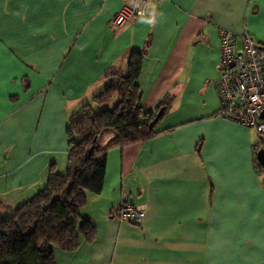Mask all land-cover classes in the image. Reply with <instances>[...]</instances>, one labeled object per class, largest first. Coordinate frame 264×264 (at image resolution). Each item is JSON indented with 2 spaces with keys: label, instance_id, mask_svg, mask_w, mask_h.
Instances as JSON below:
<instances>
[{
  "label": "crops",
  "instance_id": "obj_1",
  "mask_svg": "<svg viewBox=\"0 0 264 264\" xmlns=\"http://www.w3.org/2000/svg\"><path fill=\"white\" fill-rule=\"evenodd\" d=\"M122 2L0 0V217L65 173L69 116L141 51L142 106L168 109L152 138L108 149L80 210L95 237L56 264H264V137L219 115L215 88L219 29L264 50V0H148L116 29ZM121 201L138 224L112 217Z\"/></svg>",
  "mask_w": 264,
  "mask_h": 264
},
{
  "label": "trees",
  "instance_id": "obj_2",
  "mask_svg": "<svg viewBox=\"0 0 264 264\" xmlns=\"http://www.w3.org/2000/svg\"><path fill=\"white\" fill-rule=\"evenodd\" d=\"M142 59L141 51L131 52L127 72L106 75L103 90L92 98L96 103L116 97L112 108L95 110L86 103L69 116L67 169L51 171L41 190L0 217V264H56L55 248L72 251L81 238L94 239L95 228L80 210L89 193L102 189L106 152L152 138L160 119L151 129L149 123L161 107L168 109L164 96L154 111L144 110L138 82ZM108 131L111 138L98 147Z\"/></svg>",
  "mask_w": 264,
  "mask_h": 264
},
{
  "label": "built area",
  "instance_id": "obj_3",
  "mask_svg": "<svg viewBox=\"0 0 264 264\" xmlns=\"http://www.w3.org/2000/svg\"><path fill=\"white\" fill-rule=\"evenodd\" d=\"M148 0H123L111 25L119 29L145 14ZM161 2L162 0H158ZM220 68L215 83L220 101L217 111L222 117L254 129L264 137V50L255 39L229 29H219ZM124 198L127 197L124 192ZM144 209L121 201L111 212L112 217L138 224Z\"/></svg>",
  "mask_w": 264,
  "mask_h": 264
},
{
  "label": "rangeland",
  "instance_id": "obj_4",
  "mask_svg": "<svg viewBox=\"0 0 264 264\" xmlns=\"http://www.w3.org/2000/svg\"><path fill=\"white\" fill-rule=\"evenodd\" d=\"M116 101H117V98L116 97H112V98L108 99L105 102H98V101H96V103H95V102L92 101L93 103L91 104V106L95 110H100L102 108H108V109H110V108L113 107V105L116 103ZM110 134H112V133H110ZM102 143H103V139L100 138L98 140L97 146L98 147H102Z\"/></svg>",
  "mask_w": 264,
  "mask_h": 264
},
{
  "label": "water",
  "instance_id": "obj_5",
  "mask_svg": "<svg viewBox=\"0 0 264 264\" xmlns=\"http://www.w3.org/2000/svg\"><path fill=\"white\" fill-rule=\"evenodd\" d=\"M163 110H164V108L163 107H161L158 111H157V113L155 114V116H154V118L151 120V122L149 123V128L151 129L154 125H155V123L159 120V118L161 117V115H162V113H163ZM261 116L263 117L264 116V112L262 111V113H261ZM257 161H258V163L261 165V166H264V150H259L258 152H257Z\"/></svg>",
  "mask_w": 264,
  "mask_h": 264
}]
</instances>
